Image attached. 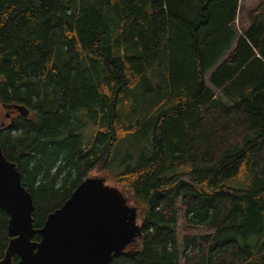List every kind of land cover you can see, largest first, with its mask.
<instances>
[{
  "label": "trees",
  "instance_id": "16d2710c",
  "mask_svg": "<svg viewBox=\"0 0 264 264\" xmlns=\"http://www.w3.org/2000/svg\"><path fill=\"white\" fill-rule=\"evenodd\" d=\"M245 1L0 0L20 113L0 146L35 228L94 171L142 219L110 264H264V0L240 21Z\"/></svg>",
  "mask_w": 264,
  "mask_h": 264
},
{
  "label": "water",
  "instance_id": "95a60500",
  "mask_svg": "<svg viewBox=\"0 0 264 264\" xmlns=\"http://www.w3.org/2000/svg\"><path fill=\"white\" fill-rule=\"evenodd\" d=\"M0 208L9 216L11 238L0 264H110L131 245L138 231L137 209L128 206L119 188L100 178L83 181L61 208L49 214L42 228H35L32 194L1 146ZM36 235L38 242L33 241Z\"/></svg>",
  "mask_w": 264,
  "mask_h": 264
},
{
  "label": "rangeland",
  "instance_id": "374dc122",
  "mask_svg": "<svg viewBox=\"0 0 264 264\" xmlns=\"http://www.w3.org/2000/svg\"><path fill=\"white\" fill-rule=\"evenodd\" d=\"M260 2H261V0H247L243 4H241L242 5V10H241V12L239 14L240 21H242L244 19V17H246V13H248L249 10L254 9L256 6H258L260 4ZM8 110H10V109H8ZM11 115H13V114L9 113L0 104V125L6 123L4 125L3 130L4 129L6 130V129H8V128H10L12 126V123L15 120L16 117H13L12 119H10ZM3 122H5V123H3ZM88 178H100V179H103V180L105 179V184L106 185L117 187V189L119 188L120 191H121V187L120 186H117L108 176H105L102 173L92 171L91 174L87 177V179ZM124 195H125V197L127 199L128 206L130 208L134 209V210L138 209L137 205L135 203H133V201L126 194H124ZM138 211L139 210L135 211V214H136L135 215V225L136 226L137 225L141 226L142 225V219H141ZM179 224H180V227H179V241L181 242L183 240V235H184L183 228H182V220L181 219H180ZM193 231H194V229L190 230L189 232H192V233L196 234V232H193Z\"/></svg>",
  "mask_w": 264,
  "mask_h": 264
},
{
  "label": "flooded vegetation",
  "instance_id": "af4514ba",
  "mask_svg": "<svg viewBox=\"0 0 264 264\" xmlns=\"http://www.w3.org/2000/svg\"><path fill=\"white\" fill-rule=\"evenodd\" d=\"M2 105V104H1ZM3 106V105H2ZM4 107V106H3ZM4 109H6L9 113H11V114H13L14 116H15V114H20L19 113V110L17 109V108H14L13 106H7V108H5L4 107ZM8 109H10V110H8ZM13 115H11V118L10 119H12L14 116ZM3 123H5V122H3ZM6 124V123H5ZM8 249H9V246H8V248H7V250H6V252L8 251ZM5 252V253H6ZM5 253H4V255H5ZM4 255H3V257H4ZM2 257V258H3ZM2 258H0V259H2Z\"/></svg>",
  "mask_w": 264,
  "mask_h": 264
}]
</instances>
